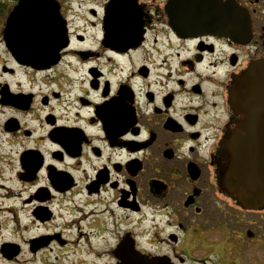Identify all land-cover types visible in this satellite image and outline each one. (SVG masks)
<instances>
[{"label": "flooded vegetation", "instance_id": "af4514ba", "mask_svg": "<svg viewBox=\"0 0 264 264\" xmlns=\"http://www.w3.org/2000/svg\"><path fill=\"white\" fill-rule=\"evenodd\" d=\"M54 4L64 37H11L52 61L0 37V264H264V202L220 183L264 0Z\"/></svg>", "mask_w": 264, "mask_h": 264}, {"label": "water", "instance_id": "95a60500", "mask_svg": "<svg viewBox=\"0 0 264 264\" xmlns=\"http://www.w3.org/2000/svg\"><path fill=\"white\" fill-rule=\"evenodd\" d=\"M52 28L56 37L63 36L54 0H18L7 16L3 37L17 57L28 62H50V57H32L25 48L38 44L59 49L60 41L28 42L11 37H50ZM229 103L241 119L222 141L230 161L220 183L244 207L259 208L264 202V59L253 61L234 78Z\"/></svg>", "mask_w": 264, "mask_h": 264}, {"label": "rangeland", "instance_id": "374dc122", "mask_svg": "<svg viewBox=\"0 0 264 264\" xmlns=\"http://www.w3.org/2000/svg\"><path fill=\"white\" fill-rule=\"evenodd\" d=\"M1 1H2V3L4 2L6 4V7H7V4H9V3L12 6L14 0H1ZM8 8H9V6L6 9H8ZM5 20H6V17H5V19H3V16L0 14V37H2V32H3Z\"/></svg>", "mask_w": 264, "mask_h": 264}, {"label": "trees", "instance_id": "16d2710c", "mask_svg": "<svg viewBox=\"0 0 264 264\" xmlns=\"http://www.w3.org/2000/svg\"><path fill=\"white\" fill-rule=\"evenodd\" d=\"M8 5V4H7ZM6 4L0 0V14L3 16V19H5V17H7L8 15V9H6Z\"/></svg>", "mask_w": 264, "mask_h": 264}]
</instances>
